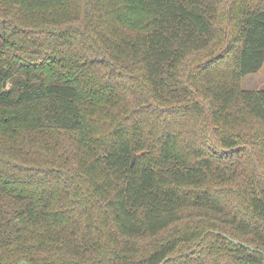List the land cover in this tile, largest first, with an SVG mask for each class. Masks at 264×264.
<instances>
[{
    "label": "trees",
    "instance_id": "1",
    "mask_svg": "<svg viewBox=\"0 0 264 264\" xmlns=\"http://www.w3.org/2000/svg\"><path fill=\"white\" fill-rule=\"evenodd\" d=\"M264 0H0V264H264Z\"/></svg>",
    "mask_w": 264,
    "mask_h": 264
},
{
    "label": "rangeland",
    "instance_id": "2",
    "mask_svg": "<svg viewBox=\"0 0 264 264\" xmlns=\"http://www.w3.org/2000/svg\"><path fill=\"white\" fill-rule=\"evenodd\" d=\"M239 82L243 89H264V62L257 72L241 77Z\"/></svg>",
    "mask_w": 264,
    "mask_h": 264
}]
</instances>
